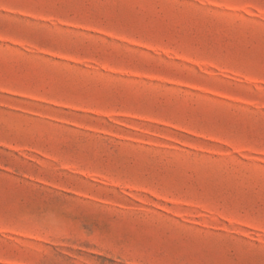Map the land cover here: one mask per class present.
I'll return each mask as SVG.
<instances>
[{
  "label": "rangeland",
  "instance_id": "obj_1",
  "mask_svg": "<svg viewBox=\"0 0 264 264\" xmlns=\"http://www.w3.org/2000/svg\"><path fill=\"white\" fill-rule=\"evenodd\" d=\"M0 264H264V0H0Z\"/></svg>",
  "mask_w": 264,
  "mask_h": 264
}]
</instances>
